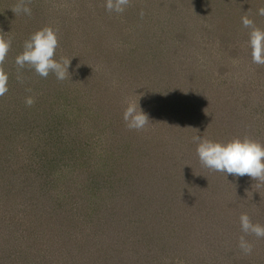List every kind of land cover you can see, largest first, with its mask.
I'll return each mask as SVG.
<instances>
[{
  "label": "rangeland",
  "instance_id": "obj_1",
  "mask_svg": "<svg viewBox=\"0 0 264 264\" xmlns=\"http://www.w3.org/2000/svg\"><path fill=\"white\" fill-rule=\"evenodd\" d=\"M73 1L42 0L38 5L28 0V6L32 9L29 17L17 16L12 12L18 0L11 4L0 0L4 5L0 7V35L8 33L12 40L3 62H9L8 71L12 72L14 68L19 72L14 62L27 39L26 27H41L42 17L59 32L64 27L62 24H68L62 17L74 16ZM191 1L194 0H130L125 12L117 15L106 10V0H82L84 5L97 8L95 12L100 9L108 15L106 25L95 24L98 16L92 24L105 29L120 28L116 35H108L110 42L105 47L112 45L113 49L121 48L133 54L137 51V46H133L137 45L133 31L138 35L142 29L148 28L150 34L169 36L167 40L157 43L161 50L155 53L158 51L159 57L149 58L147 54L144 60L148 64L140 67L132 66L128 61H120L119 65L116 61L111 63L106 59V55L110 54L108 50H100L96 39L95 42L86 43L87 33L84 34L81 29H72L74 36L68 41L58 39L57 50L60 53L55 57L57 60L61 57L71 60L70 68L78 66L81 77L83 72L93 75L94 82L101 83L99 92L104 93L110 87L112 89L113 98L110 97L112 103L109 104L114 107H109L111 117L107 118L108 127L105 129L95 125L96 132L87 130L89 147L92 146L88 154L117 155L124 149L128 150L125 153L128 156L124 157L128 163L131 162L130 165H136L131 169L137 178L130 185L131 189L130 186L128 188L136 204L130 202L131 197L117 196V199L111 195L106 200H91L86 205L84 200L82 202L78 198L79 195L62 200L59 207L63 216L57 223L59 226H55V230L50 231V239L45 238L35 250L30 234L33 235L36 225L25 227L24 222L28 217L21 220V216L19 225L1 229L0 235L2 233L11 238L20 236L17 240L12 239L8 247L0 246L3 264H35L30 260L35 261L37 257H45L52 264H65L70 247L62 232L71 221L80 222L81 227H88V231L93 224V230L99 228L101 223L84 222L83 219L105 216L107 209L104 208L115 203L125 208L123 214L116 215V219H121L123 224L129 220L144 222L142 226L148 225L151 235L158 238L152 239L150 244L148 236L133 235L135 244H130V240H120L115 236L119 233L117 227L111 239L108 236L103 238L112 253L110 259L116 256L119 249L123 250V259L127 263L138 255L146 256L148 262L154 264H264V238L246 237L253 246L251 254L246 255L239 248V238L243 235L239 224L242 213L248 214L253 223L264 225V187H257V181L248 176L226 177L203 168L193 142V137L197 135L217 141L248 137L264 142V65L251 63L248 30L240 22L243 11L251 9L250 18L264 28V17L257 16L251 8L252 3L257 8L263 7V2L198 0V3L195 0L191 4ZM77 2L83 5L80 0ZM230 3L232 6H229ZM36 6L39 7V14H35L38 12L33 9ZM141 11L144 12L143 17ZM75 13H78V7ZM136 16L144 20L142 25L136 26ZM98 32L102 34V29ZM102 35L106 38V34ZM95 36H98L97 33ZM145 47L141 49L147 52ZM153 52L150 50L147 53ZM82 54L90 58L84 61L78 56ZM129 68L133 70L124 71ZM167 69L171 72H166ZM55 82L41 84V88L34 91L30 85L29 91L27 84L26 89L12 90L0 98V187L3 191L6 187L18 190L19 185H27L30 175L35 172L43 173V181L46 178L44 173L49 167L44 164L46 153L43 148L44 140L50 135L43 129L45 124L36 120L42 110L40 98L46 96L44 94ZM17 93L22 97L16 98ZM29 95L35 101L30 107L25 104V98ZM96 96L102 100L103 95H95V100L92 101L91 97L86 104L93 112L101 102ZM173 96L176 101L188 102L187 110L174 102ZM128 98L139 103L148 115L150 122L142 130H129L123 121L124 101ZM91 124L93 126V122ZM258 126L262 128L259 134ZM101 129H105L104 133L98 131ZM62 130L70 138L82 131L74 126L70 129L62 127ZM82 134L78 137L84 136ZM46 150L50 152L48 148ZM10 155L9 163L7 159ZM57 179L55 177L50 181L53 189H45L42 185L28 187L25 193L17 195V201L28 210L26 207H31L32 197L36 201L38 196L48 195V200H55L61 185ZM84 206L86 209H79ZM2 224L7 225L5 222ZM27 235L30 236L21 237ZM9 251L11 257L6 261L5 256ZM88 251L92 259L102 255L97 246H90Z\"/></svg>",
  "mask_w": 264,
  "mask_h": 264
},
{
  "label": "trees",
  "instance_id": "obj_2",
  "mask_svg": "<svg viewBox=\"0 0 264 264\" xmlns=\"http://www.w3.org/2000/svg\"><path fill=\"white\" fill-rule=\"evenodd\" d=\"M6 3L11 4L15 0H4ZM33 0H31L32 2ZM78 0H74L73 6L75 7L73 9V17L71 18L66 15L62 18L68 23V24H62L64 26L60 29L58 34V39L68 41L71 36H74L73 30H80L86 34V43L95 42L96 39V45H100V50H108L110 54H107V60L111 63L116 61L115 63L119 65L120 61H128L129 64L132 66L136 65L140 67V65L145 66L148 64L146 60H144L145 57L153 58L159 57V52L156 50H161L160 46H157V43H160L162 41H165L168 39V35H158L156 33L150 34L149 30H143L138 32L137 35L135 31H133L134 38L136 37V44H133V46H137V51L133 54L126 51L125 49L121 48H114L112 45H109V47H105L107 42H110L108 40V35H116L120 28L115 27H102L96 26L95 24L103 23L106 25L108 23V15L103 13L100 9L98 12H95V9H92L88 4H83L82 0L81 5L77 2ZM198 1V0H197ZM253 2V1H252ZM42 0H34L32 4H38L41 5ZM194 1H191V4H194ZM199 3V1H198ZM254 3H252L251 8L253 12H256L258 9L256 5L253 6ZM3 3H0V7H2ZM264 7V2L262 3ZM4 6V5H3ZM229 6H232V3L229 4ZM78 7V13H75V9ZM219 7V6H218ZM35 14H39L38 11L39 7H34ZM220 9V7H219ZM106 12V10L104 9ZM98 16V17H97ZM98 18V22L94 23V18ZM100 17V19H99ZM40 19V18H39ZM96 19V18H95ZM136 16L135 24L136 26L138 24L142 25V22L144 20L139 19ZM42 26L36 27V26H29L26 27L24 31L25 37H29L30 34L35 32L36 30L50 26L53 28V25L50 23H47V21L41 17ZM102 29V34H106L103 37L102 34H99L98 30ZM91 29V31H90ZM97 33L98 36H95ZM102 35V36H100ZM144 38H142V36ZM141 38L143 39L141 41ZM139 41V42H138ZM24 44V43H23ZM23 44L21 45V49L23 51ZM128 45H131L130 43H127ZM108 45V44H107ZM146 46L147 52L150 50H154L152 54L144 52L141 47ZM163 51V50H162ZM59 51L56 50L57 57L59 55ZM81 54V53H80ZM17 56V55H16ZM82 60H87L90 57H85L86 55H78ZM142 57V58H141ZM16 58V57H15ZM127 58V59H126ZM12 60V59H11ZM119 60V61H117ZM15 63V62H14ZM0 68H3L4 71L8 74V89L9 91L2 97H5L9 92L12 90L15 91H22L21 89H26L28 84V90L29 85L32 88V90H36L38 88H41V84H46L49 82H55L52 83L47 91L45 97L40 98V104L42 107L41 112L38 114V118L36 121L44 123L43 125L45 128V133H49L50 138H46L45 146L43 148L44 154L46 153V159L44 161V164L49 167V170L45 172V179L42 180L43 173L35 172L36 174H31L29 177V181L27 185L21 186L19 185L20 189H13L10 187H6L5 191L2 190V186L0 187V232L1 229L5 226L6 228L13 227L14 225H19V219L21 217L22 219H25L28 217V219H25L24 226H35L33 229V235L31 238L32 248L33 250L38 249L37 247L42 245L44 242V239H50L51 232L55 230V226H59L57 223H60L59 220L62 218V208H60V202L62 200H68L69 198L73 199L74 196L80 198V200L84 202V205H86L89 201L94 199H107L109 195L113 196L114 198H119L117 196H120V198H126L131 197L130 202L133 204H136L133 200V195L129 193L132 184H134V180L137 178L135 174L132 171L130 165L131 162H127V159L124 156H128L125 154L128 150L124 149V151H121L120 154L117 155H110L109 153L104 154H88V150H90L92 146L89 147V141H88V132L87 130H91L92 133L95 131L94 126L99 125L101 127H104L107 129V118L111 117L110 109L109 107L113 108L114 105H110L109 102L112 103L111 98H113L111 95H113L112 89L110 87V90H105L104 93L99 92L98 86H101L100 81L94 82L93 75L90 73L83 72L82 76L78 73V70L80 68L78 66H71V79H67L65 81H57L56 78L53 75H49L48 78L44 79L39 77L35 74V72L31 69H29L27 66L23 69H18L19 72L15 71L13 68L12 72L8 71L9 68V62L5 61V63L0 64ZM131 71L133 68L126 69L124 71ZM165 69L161 70L164 71ZM82 71V70H81ZM153 72V70H150L149 72ZM171 72L170 69H167L166 72ZM29 77V78H28ZM28 78V79H27ZM33 82V83H32ZM32 83V84H29ZM102 87V86H101ZM95 92H97L95 94ZM95 95H103L102 100L96 96V99L98 101H101L104 103V105L100 102L98 104L99 106H96V110L93 112L92 109H88L90 105L86 106L88 102H90L91 97L92 101L95 100ZM47 96L49 98H47ZM21 94L17 93L16 98H21ZM115 97V95H114ZM173 101L182 105L185 107V110H187L188 102H180L176 101L174 96L172 97ZM202 102L206 103L205 100H202ZM203 103V104H204ZM93 104V103H92ZM202 105V103H200ZM1 106V104H0ZM95 113V114H94ZM1 115V113H0ZM196 116V115H195ZM21 119V118H20ZM3 121L5 119H2ZM7 120V119H6ZM93 122V126L92 123ZM72 126L77 128L79 127L82 131H78L76 133V137H68L67 134H63L62 127H67L68 129L72 128ZM261 126V125H260ZM260 126H258V134L261 133L260 130L262 129ZM105 129L98 130L102 133H104ZM264 130V129H263ZM81 138L80 133H82ZM120 132L123 133V130ZM121 133V134H122ZM264 133V132H262ZM85 134L87 136H85ZM65 135V136H64ZM67 138V140H66ZM259 142V141H257ZM260 144L264 145V142H259ZM128 145H125L124 147H127ZM123 147V148H124ZM46 148H48L49 153L47 152ZM12 158V155H10L7 159V161L10 163V160ZM45 158V157H44ZM65 164H63V163ZM73 166V167H71ZM62 168H66V170H63ZM62 169V170H60ZM68 169V170H67ZM57 177L58 179L56 181L61 182L60 185V191L58 192V196L55 200L51 201L47 199L48 195L41 196L36 199L32 197L30 198L31 201V207H26L25 210L24 207H21V203L17 201L16 197L17 195H22L28 190V187L33 188L34 185H42L45 189L51 188L53 189V185L50 183L52 179ZM30 185V186H29ZM131 185V186H130ZM130 186V189H128ZM2 191V192H1ZM116 193V194H115ZM76 194V195H75ZM133 196V197H132ZM77 198V199H78ZM27 199V198H26ZM34 199V202H33ZM104 200V201H105ZM141 201V199H139ZM93 202V201H92ZM117 202V201H116ZM129 202V203H130ZM81 204V203H80ZM112 206V208H110ZM107 206L104 209L106 210L105 216H99L96 219H88L84 220L85 222H95L96 224L101 223L99 228L92 229V227L95 225L93 224L90 227V231H88V227H81L80 222H72L66 228L62 234H64V238L66 242H68L70 250L68 252L67 258L65 259V264H154L152 261L148 262L146 259L147 257L143 256H135L134 260L130 262H125L123 259L124 253L123 250L117 249V254L115 257L111 258V252L109 251V248L107 244L105 245L104 237L108 236L110 239L112 237L113 231L118 227L119 233L115 236L117 238L119 237L120 240L123 238L130 240V244L134 243L132 241L133 235H143L148 236V242L151 244L152 239L153 241L158 238L157 235H151V232L148 230L150 227L148 225L142 226L144 222H137V220H129L128 222L125 221L123 224L121 219H116L117 214H123V210L125 208H122L117 205V203ZM131 203L128 205L130 208ZM79 209H86L85 206L83 208ZM131 209V208H130ZM138 211V207L136 208ZM78 209L76 208V211ZM112 211V214L110 212ZM38 213V214H37ZM22 214V215H21ZM35 218L34 217V215ZM82 217V215L80 214ZM40 217V218H39ZM106 217V218H105ZM5 222L7 225L2 224ZM129 224V225H128ZM18 227V226H17ZM79 228V229H77ZM110 228V229H109ZM145 228V229H144ZM81 229V230H80ZM134 233H131V232ZM27 236H21L23 238H26ZM20 236H15V238H11L9 235H3L1 233L0 235V246L2 247H8L10 244V241L12 239L17 240ZM161 238V236H160ZM163 240V238L161 239ZM135 244V243H134ZM92 247H98V250L102 254L100 258L92 259L89 258L88 255V248ZM107 246V247H106ZM120 247V246H119ZM123 248V247H121ZM163 251L165 252V247H163ZM35 256V255H34ZM11 257L10 251L6 254L5 260L8 261V258ZM62 258V257H61ZM11 259V258H10ZM31 259V258H30ZM39 259V260H38ZM110 259V260H108ZM4 258L0 256V262L3 264ZM38 260V261H37ZM64 260V259H63ZM31 263L34 262L35 264H52L47 258L45 257H37L35 261L30 260ZM109 262V263H108ZM7 264V263H6Z\"/></svg>",
  "mask_w": 264,
  "mask_h": 264
},
{
  "label": "clouds",
  "instance_id": "obj_3",
  "mask_svg": "<svg viewBox=\"0 0 264 264\" xmlns=\"http://www.w3.org/2000/svg\"><path fill=\"white\" fill-rule=\"evenodd\" d=\"M264 2V0H262ZM130 4V0H106L105 8L109 13L122 15ZM15 15L31 16L32 9L28 6V0H18L12 9ZM251 9L243 11L240 22L244 29L248 30V48L251 63L264 65V28L259 27L254 19L250 18ZM264 17V7H260L255 13ZM141 17L144 12L141 11ZM58 30L46 26L30 34L24 41L23 51L15 58V64L23 69L27 66L41 78H48L51 74L57 81H65L71 77L69 68L71 60L61 57L55 58L59 46ZM12 46V40L8 33L0 35V64H2ZM8 74L0 68V97L8 91ZM29 91H31L29 89ZM34 98L29 95L25 98V104L31 106ZM122 118L129 130H142L149 124L148 115L141 109L139 103L128 98L124 101ZM196 145V156L200 165L211 171L235 177L248 176L257 181V187H264V145L259 142L244 138H233L227 141H217L203 135L193 137ZM240 230L243 235L239 238V248L248 255L253 251L252 244L246 239L252 235L256 238H264V225L253 223L248 214L239 216Z\"/></svg>",
  "mask_w": 264,
  "mask_h": 264
}]
</instances>
